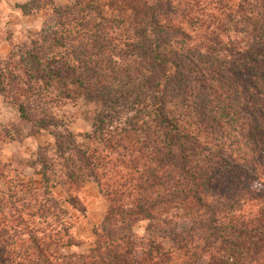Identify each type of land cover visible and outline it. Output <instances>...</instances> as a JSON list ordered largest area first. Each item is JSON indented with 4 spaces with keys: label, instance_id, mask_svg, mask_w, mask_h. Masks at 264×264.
I'll return each instance as SVG.
<instances>
[{
    "label": "trees",
    "instance_id": "1",
    "mask_svg": "<svg viewBox=\"0 0 264 264\" xmlns=\"http://www.w3.org/2000/svg\"><path fill=\"white\" fill-rule=\"evenodd\" d=\"M202 3L18 6L46 18L0 70V95L25 98L14 99L22 123L49 131L55 151L39 148L29 164L43 200L25 205L9 184L0 194V264H264V0L223 7L222 18ZM46 93L94 106L85 145L40 105ZM91 181L106 213L88 253L65 254L80 242L61 213L85 214L78 193Z\"/></svg>",
    "mask_w": 264,
    "mask_h": 264
},
{
    "label": "rangeland",
    "instance_id": "2",
    "mask_svg": "<svg viewBox=\"0 0 264 264\" xmlns=\"http://www.w3.org/2000/svg\"><path fill=\"white\" fill-rule=\"evenodd\" d=\"M53 1L57 5H65L70 4L73 0ZM239 2L240 0H203L202 6L211 14L222 18L223 15L220 14H222L223 7L232 10ZM19 5L15 0H0V70L5 68L11 54L17 55L21 48L25 45L28 47L29 42L37 38L36 35L42 29L46 18L44 13L24 16L18 8ZM50 23L53 24V20H50L48 24L50 25ZM19 78L25 79L22 74ZM49 91L47 90V92ZM19 94L13 91L4 97L0 95V194L5 195L6 198L10 197L12 190L8 188V184L15 186L16 198H22V203L33 207L36 201L43 200L42 188L36 169L30 168L29 164L35 160L39 148H46L48 156L54 158L55 142L49 131L30 135L32 134V125L22 123L16 105H14L16 102L14 99L17 97L25 102V98ZM51 94H43L40 105L45 111L60 120L63 126L68 127L75 135L78 144L85 145L84 135L90 134L92 131L94 106L87 105L83 99L76 102L59 101L54 103L51 100L54 93ZM34 101L35 99H30L32 103ZM36 116L39 117V115ZM54 162L55 173H53L52 178L59 182L63 178V170L58 160L55 159ZM116 171L120 172V169H116ZM122 172L126 173L127 171L122 170ZM116 176L115 173H111L108 182L113 183L117 178ZM52 195L55 198L64 199L63 191L59 186L52 190ZM78 197L86 211L83 216L72 213L65 206L64 209L68 211V216L61 213L65 219L72 218L71 234L80 242L78 247L65 249L63 251L65 254L88 253L94 242L93 230L102 222L108 207L105 199L99 195L97 185L92 181L83 187L78 193ZM146 224V222H140L133 228L134 237L139 244L138 254L145 248V243L142 240L145 239ZM40 227L46 228V225ZM245 264H249L248 261Z\"/></svg>",
    "mask_w": 264,
    "mask_h": 264
},
{
    "label": "crops",
    "instance_id": "3",
    "mask_svg": "<svg viewBox=\"0 0 264 264\" xmlns=\"http://www.w3.org/2000/svg\"><path fill=\"white\" fill-rule=\"evenodd\" d=\"M15 1H16L17 4L19 3L20 5H22L26 0H15ZM20 1H22V2H20Z\"/></svg>",
    "mask_w": 264,
    "mask_h": 264
}]
</instances>
